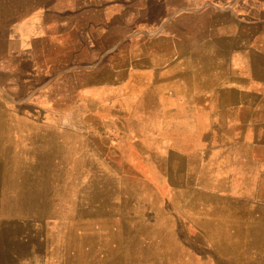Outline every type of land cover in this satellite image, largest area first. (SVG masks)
Here are the masks:
<instances>
[{
	"label": "rangeland",
	"instance_id": "1",
	"mask_svg": "<svg viewBox=\"0 0 264 264\" xmlns=\"http://www.w3.org/2000/svg\"><path fill=\"white\" fill-rule=\"evenodd\" d=\"M118 1L0 0V238L11 264H264L260 209L190 189L217 178L185 174L186 158L165 150L170 129L137 119L160 97L106 79L116 63L130 70L136 50L133 21L122 33L107 25ZM176 132L172 147H195Z\"/></svg>",
	"mask_w": 264,
	"mask_h": 264
},
{
	"label": "crops",
	"instance_id": "2",
	"mask_svg": "<svg viewBox=\"0 0 264 264\" xmlns=\"http://www.w3.org/2000/svg\"><path fill=\"white\" fill-rule=\"evenodd\" d=\"M125 5L122 0L115 5L119 20L108 17L114 12L109 9L103 14L107 25L121 33L126 21H133V67L128 70L124 62L116 63L106 79L130 81L133 88L160 97L137 119L170 129L164 132L165 150L186 158L185 174L217 178L212 187L195 184L190 189L227 197L245 209L259 208L263 218L264 0H131ZM206 11L212 17L207 30L213 35L208 39L203 35ZM90 24L100 32L107 30ZM189 27L194 38L188 37ZM114 48L116 53L118 46L110 49ZM109 52L105 48L99 61L106 68L114 62ZM171 129L195 147H172ZM187 152L195 153V161ZM6 229L12 233L11 225ZM4 231L0 223V234ZM3 240L0 264H11V251Z\"/></svg>",
	"mask_w": 264,
	"mask_h": 264
},
{
	"label": "bare ground",
	"instance_id": "3",
	"mask_svg": "<svg viewBox=\"0 0 264 264\" xmlns=\"http://www.w3.org/2000/svg\"><path fill=\"white\" fill-rule=\"evenodd\" d=\"M88 189V188H87ZM93 209V208H92ZM114 224V223H113ZM111 231V230H110ZM44 237V236H43ZM71 239V238H70ZM64 241V240H63ZM69 241V240H68ZM115 241V240H114ZM58 249V248H57ZM71 254V253H70Z\"/></svg>",
	"mask_w": 264,
	"mask_h": 264
}]
</instances>
